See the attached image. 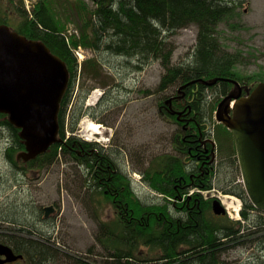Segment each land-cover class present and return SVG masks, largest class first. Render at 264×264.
<instances>
[{
	"label": "trees",
	"instance_id": "obj_1",
	"mask_svg": "<svg viewBox=\"0 0 264 264\" xmlns=\"http://www.w3.org/2000/svg\"><path fill=\"white\" fill-rule=\"evenodd\" d=\"M247 1L94 0L97 7L90 10L81 0H38L33 5L30 19L22 7V1L11 0L14 20L6 22L5 19H0V26L5 25L29 41L41 42L49 48L50 53L64 63L69 78L57 115L59 143L51 146L48 152L36 159L28 163L16 160L19 152L24 150L23 142L19 138L20 132L7 122L6 115H0V124L7 127L12 136L11 145L6 152V160L14 172L25 173L32 169H48L60 161L69 164L75 160L79 165L87 166L93 172V166L99 165L103 160L105 164H111L103 156V148L69 136L75 135L81 115L74 110L71 120L67 119L76 80L80 75L94 80L104 77L101 73L102 66L94 57L86 59L79 71L76 57L71 51L74 48L82 47L93 54L98 51L109 52L116 57L135 60L134 69L137 72L142 70L149 59L159 60L164 70L156 89L159 95L170 90L177 91L190 82H197L185 87L187 97L183 100L185 104L182 106V108L189 106L192 110L190 117H194L197 126L192 131L183 132L180 124H176L175 119L169 116L168 119L175 122L178 127L172 138L171 152L147 161L146 166L138 171L140 184L147 187L156 197V201L144 203L136 195L135 190L129 187V182L134 183V179L130 178L124 167V171L120 174L110 175L111 181L108 186L110 193L106 195V199L111 202L116 193L117 199H123L121 207L125 210L112 223L100 222L95 231V239L104 253H107V257L102 258L105 260L100 261L102 264H224L219 262L218 255L225 248L240 247L243 245L242 241L253 240L260 233L264 235V213H258L254 209L242 185L237 183L239 182L237 181L238 165L234 159L231 134L213 120L214 110L220 100L218 99L211 106H208L206 101L207 92L212 89L218 88L223 97L228 95L230 84L218 80H234L241 83L247 79H254V77H240L237 66L241 65V61L236 55L228 54L222 49L218 39L220 33L218 27L235 19L238 9ZM68 22L76 24L77 36L66 35ZM188 26L198 29L192 62L172 66L170 62L172 48H167L165 44L167 37L164 34L174 33ZM214 80L218 82L211 87L203 83H211ZM166 97L163 95V99ZM86 98V94L80 97L81 105ZM158 104L163 105L162 100H158ZM204 131L208 133L207 137L213 135L218 145V152L222 156L215 171L216 175L208 168L200 169L199 165L193 164L188 149L194 145L183 142L185 138L187 142L192 143L199 138V133L204 135ZM193 134L195 136H192ZM203 138L204 136L202 140ZM73 143L77 150L82 146H88L98 151L90 158L79 157L70 149ZM221 169L227 171L224 180H230L229 185L232 187L231 190H222V193L233 196L242 203L239 221H232L227 216L212 215L209 205L212 199L205 201L196 191L206 192L212 189L214 181L223 182L224 180L219 176ZM82 179L79 187L84 185L88 190L95 188L97 193L96 187H99L100 180L93 175L91 179H87L85 174ZM158 196L161 198L159 199ZM169 198L174 201L182 199L183 202L172 204ZM172 213L177 215L172 216ZM171 224L179 227L177 232H173L174 228L170 226ZM262 239L264 244V237ZM255 240L258 242V238ZM12 241L17 250L24 252L28 257L29 264H56L58 260H65L66 256L70 257L67 254H60L50 238L41 241L14 237ZM176 243L184 246L181 248L179 259L176 254L177 248L174 247ZM155 252L157 257L150 259V253ZM186 253H188L186 257L194 258L187 260L184 256ZM67 261V264H90L76 256Z\"/></svg>",
	"mask_w": 264,
	"mask_h": 264
},
{
	"label": "rangeland",
	"instance_id": "obj_2",
	"mask_svg": "<svg viewBox=\"0 0 264 264\" xmlns=\"http://www.w3.org/2000/svg\"><path fill=\"white\" fill-rule=\"evenodd\" d=\"M21 1L28 18L31 19L32 12L30 16L25 8V0ZM37 1L29 0L30 6L33 7ZM81 1L87 4L90 10L97 7L94 0ZM66 26L67 36L78 35L74 22H68ZM218 28L220 30L218 39H220L219 44L222 49L228 54L236 55L241 61V65L237 66L240 77H254V79H247L241 83L237 81L239 87L244 86L252 90V87L262 83L264 78V0H248L238 9L235 19L228 21L227 24H221ZM197 33L198 29L188 26L185 29H178L177 32L164 34L167 37L165 40L167 48H172L170 57L172 66L192 62ZM78 50L84 58L94 57L99 61L104 77L94 80L88 76L80 75V78L76 80L69 104L70 108L68 107L71 111L75 110L77 113H81L76 125V137L85 140V142L95 141L99 145H109L114 138L116 146L122 148V153L120 152L122 165L130 178L134 179L133 188L137 195L144 203L155 202L156 197L148 191L147 187L140 184L138 171L142 170L147 161L154 156L171 152L172 138L176 132L175 126L163 124L156 114V103L160 96H168L171 91L164 92L163 95L157 94L159 80L164 74L161 62L149 59L142 70L137 72L134 69L135 60L116 57L109 52L103 53V51L93 54L90 50L82 47L71 50L74 57H76L74 52ZM76 60L80 71V66L85 60L80 62V65L78 57ZM233 89H235L234 86L231 90L233 91ZM84 94L87 98L81 105L80 97ZM222 98L223 96L216 88L207 92L206 101L208 106H211L218 99L221 102ZM100 101V108H98L97 104ZM84 110H87L93 118L99 121H92L83 113ZM89 122L100 125L101 133L99 135L92 134L88 139L85 127ZM110 136L111 138H109ZM11 138L7 127L0 124V219L2 217L9 219L7 215H11L9 217L14 220L16 225L30 223L34 239L43 241L44 238H50V241L59 249L60 254L70 256H66L65 260H58L56 264H67V260L75 256L90 264H102L100 261L105 260L102 258H106L107 253H104L95 239V231L100 222H113V217L110 219L107 217L106 207L98 211L97 217L94 218L88 208L82 207V202L79 204L78 199L74 200L75 194L79 198H83V189L76 190L78 188L76 183H79L78 180L82 177H78L71 164L69 165L65 161H60L48 169L39 168L25 171V175L22 176L24 185L20 188L14 186L15 179H19V177L13 176L9 171L4 154L7 147L11 145ZM226 172L223 169L219 171L221 180H224ZM237 172L239 175L237 181L239 182H236L240 183L243 188L239 168ZM214 194L219 197L225 210H227V203L231 201L226 199L227 196L234 201L237 200L230 195ZM52 202L57 205L56 214L49 218L50 222L46 223L43 219L41 221V215L43 216L41 209ZM235 203L238 206V203ZM24 204L31 205L24 207ZM239 207H242V203ZM226 214L230 220L239 221L229 211H226ZM239 216L240 214L238 219ZM262 237L264 235L260 233L255 238H258V242L253 239L242 241L243 245L240 247L225 248L218 255L219 262L224 264L251 262L264 264ZM156 257V252L149 255L150 259Z\"/></svg>",
	"mask_w": 264,
	"mask_h": 264
},
{
	"label": "water",
	"instance_id": "obj_3",
	"mask_svg": "<svg viewBox=\"0 0 264 264\" xmlns=\"http://www.w3.org/2000/svg\"><path fill=\"white\" fill-rule=\"evenodd\" d=\"M68 81L64 63L49 48L0 26V115L20 132L24 150L17 161L28 163L59 143L57 115ZM218 81L232 83L235 89L217 105L214 121L231 134L244 193L254 209L264 213V82L243 96L236 81ZM218 81L203 83L211 87ZM212 205L214 215H225L218 200ZM51 209H44L46 218ZM0 256L6 257L0 264L23 258L3 245Z\"/></svg>",
	"mask_w": 264,
	"mask_h": 264
},
{
	"label": "flooded vegetation",
	"instance_id": "obj_4",
	"mask_svg": "<svg viewBox=\"0 0 264 264\" xmlns=\"http://www.w3.org/2000/svg\"><path fill=\"white\" fill-rule=\"evenodd\" d=\"M13 8H12V2L11 0H0V19H5L6 22L10 21L12 22L13 19ZM230 84V83H228ZM230 88H229V92H231L233 84H230ZM181 87V86H180ZM243 87V88H242ZM240 86V89L242 90V95L244 93L243 96H245V94L247 95V93L251 92L250 89L245 88L244 86ZM187 97V91L184 89H182L180 91V89H178L177 91L172 90L168 96L166 98L163 99V97H160L159 101L162 100V104H158V102L156 103V114H158V118L160 120V122H162L163 124H166L167 126H175V128L177 129L178 127L174 124L176 122V124H180V128L181 131L186 132V131H192V129H194L197 125L196 123H194V117H190L192 114V110L189 109V106L186 105V107L182 106L185 104L183 102V100H186L185 98ZM100 102H98L97 107L100 108ZM174 103L176 105H174ZM180 107V108H178ZM70 108V107H69ZM96 109V108H95ZM90 110H94V109H90ZM74 111L72 110H68V115H67V119L68 121H70V117L72 115ZM88 118H90L92 121L94 122H98L99 120L96 118H93V116L91 115V113L87 112V110H84L83 112ZM75 114V113H74ZM180 114V115H179ZM76 116V115H75ZM170 116V118H174L175 122H172V120L168 119V117ZM199 130V129H198ZM204 135L202 133H199V138L197 140H193L192 143L187 142V140L185 138H183V142L187 143V144H193V147H189L188 149V154L190 157V160L193 161V164L195 165H199L200 169H204V168H208V170L210 172H214L218 169L219 167V161L221 160V155L218 152V145L217 142L215 141V139L213 138V135L211 137H207L208 133L204 131ZM69 136H73L76 137L74 134H70ZM68 136V138H69ZM192 136H195V134H193ZM204 136L203 140L202 137ZM67 138V139H68ZM111 138V136L109 137ZM193 138V137H192ZM110 140V139H109ZM85 141V140H84ZM87 143L91 144V145H98V147L103 148L102 153L103 156L106 157V159L108 160V163L111 162V164H105V160H103V162H101L99 165L95 164L93 167V170H90L89 167L87 166H82L81 164L79 165L75 160L71 161L69 163V165L71 164L72 169L75 171L74 173L78 174V177H82L84 176V174L86 175L87 179H91V176H95L99 181V187H96L97 193L95 192L96 190H94L93 188L91 190H88L86 187H84V185H82V187L80 186L81 180H83L82 178L79 181V183H76V187L78 186V188H76V190H82L83 189V198H79V196L77 194L74 195V200L78 199L77 201L79 202V204L82 202L84 208H88L89 211H91V213L93 214V217L96 218L98 215V211H101L102 208L104 209L106 207V210H108L107 213V217L110 219L112 218V220L114 221V219L119 218L122 214H123V210L121 207V203L123 201V199H117L116 197L117 194L115 193V191L113 190V192L115 193V197L113 198V200L110 202L109 200L106 199V195H108L110 193V189L108 188L109 186V181H111L110 179V175L112 176L113 174H117V173H121L122 171H124V166L122 165V160H121V150L122 148H118L116 146L115 143V139L113 138L111 143L109 145H102V144H98L97 142H93V141H87ZM122 145V144H121ZM120 145V147H121ZM123 147H125L124 145H122ZM77 147L74 145V143L71 145V150L74 154H76L77 156H82V157H87L90 158L92 156V154L94 152H97L98 149L94 148V147H88V146H82L80 148H78L79 150L76 149ZM8 149V147H7ZM7 149L5 150L4 154H5V159H7ZM126 149H128L126 147ZM233 151H234V143H233ZM121 152V153H120ZM235 152V151H234ZM161 155V154H160ZM158 156V155H157ZM154 156L153 158L157 157ZM153 158L151 160H153ZM234 159L235 162L236 161V152L234 155ZM17 160V157H16ZM19 161V160H18ZM6 164L9 166V171L12 172L13 176L16 175V177H19V179H15L14 182V186L19 187L23 186V180H22V176L25 175V173L19 171V172H14L12 170V167L9 163H7L6 160ZM238 165V162H237ZM207 173V172H206ZM11 174V176H12ZM216 175V173H215ZM12 176V177H13ZM129 180V179H128ZM135 183L129 182V187L133 188V185ZM213 187L211 190H208L206 192H203L204 194L202 195V192H199V190H196L205 201H207V199H212L210 205V213L212 215V203L214 201H217L221 204V202L219 201V197L214 196V193H219V194H223L222 190H231L232 187L230 184V180L226 179L223 182H213ZM22 189V188H21ZM135 190V188H133ZM100 191L102 192V194H100ZM95 192V193H94ZM136 192V190H135ZM212 193V194H211ZM214 194V195H213ZM137 195V192H136ZM153 195V194H152ZM224 196H227L225 194H223ZM105 196V197H104ZM139 197V196H138ZM159 197V196H158ZM161 198V197H159ZM169 201L172 202V204H176L179 202H183V200L181 199L180 201H174L172 199L169 198ZM240 202V200H236V202ZM238 202V203H239ZM115 203V204H114ZM113 204V205H112ZM31 204H24V207H30ZM223 206V204H221ZM125 206H127V204H125ZM45 208H52L50 211V215L46 218L45 214H44V209ZM121 208V209H120ZM224 208V206H223ZM225 210V208H224ZM175 211V210H174ZM57 212V205L52 202L51 204H49L48 206H44V208L41 209V214H43V216L41 215V221L42 219L44 220V222H50V217H52V215L56 214ZM176 212V211H175ZM159 215V214H158ZM177 214L172 213V216H175ZM226 210H225V215H218V216H226ZM9 219L2 217L0 219V246H5L8 247L11 252L15 255V256H22V259L16 260L13 263H5V264H29L28 262V257L24 254V252H20L19 250H17V247L14 245V242L12 241V239L15 238H24L25 240H33V231L31 230V226L30 223H21V225H16V223L14 222V220H12L9 216L11 215H7ZM215 217H218L216 215H214ZM112 223V222H111ZM109 224V223H107ZM19 226H21L20 228H18ZM99 226V225H98ZM171 227L174 228L173 232H177V229H179V227L172 226V224L170 225ZM98 229V227H97ZM18 230H20L18 232ZM22 231V232H21ZM26 231V232H25ZM166 231V230H165ZM163 233H161L162 235ZM176 249V254H177V258L179 259L180 256V252H181V248L184 246L179 245L178 243L175 244L174 246ZM142 254V253H141ZM184 256H188V253L184 254ZM194 257H186L187 260L192 259ZM6 257H2L0 256V262H3V260H5Z\"/></svg>",
	"mask_w": 264,
	"mask_h": 264
},
{
	"label": "bare ground",
	"instance_id": "obj_5",
	"mask_svg": "<svg viewBox=\"0 0 264 264\" xmlns=\"http://www.w3.org/2000/svg\"><path fill=\"white\" fill-rule=\"evenodd\" d=\"M100 129H101L100 125L98 126L92 122L87 123V126L85 127V131L87 132L88 139L89 137H91L92 134L99 135V133H101ZM226 199L231 200L229 203H227L228 205H227L226 211H229L232 215H235L237 217L239 207L235 203L236 200L234 201L231 197H228V196Z\"/></svg>",
	"mask_w": 264,
	"mask_h": 264
},
{
	"label": "built area",
	"instance_id": "obj_6",
	"mask_svg": "<svg viewBox=\"0 0 264 264\" xmlns=\"http://www.w3.org/2000/svg\"><path fill=\"white\" fill-rule=\"evenodd\" d=\"M25 8L27 9L28 14L31 16V12H32V8H33V7H32V5L30 6V2H29V0H25ZM66 41L68 42V37H67V36H66ZM79 50H81V49L79 48ZM79 50H78V51H75L74 54H75L76 57H78L79 65H80V64H81L80 62L84 61L86 58H84V57L81 55V53L79 52ZM238 207H239V206H238ZM236 220H239V219H238V215H237Z\"/></svg>",
	"mask_w": 264,
	"mask_h": 264
}]
</instances>
